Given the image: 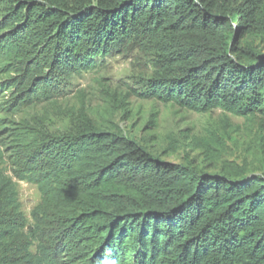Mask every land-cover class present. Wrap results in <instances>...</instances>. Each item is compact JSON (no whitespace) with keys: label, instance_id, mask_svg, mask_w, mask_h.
Wrapping results in <instances>:
<instances>
[{"label":"trees","instance_id":"obj_1","mask_svg":"<svg viewBox=\"0 0 264 264\" xmlns=\"http://www.w3.org/2000/svg\"><path fill=\"white\" fill-rule=\"evenodd\" d=\"M135 46L152 63L135 96L251 122L260 166L227 158V131L176 163L109 116L25 120ZM1 75L0 264H264V0H0Z\"/></svg>","mask_w":264,"mask_h":264},{"label":"rangeland","instance_id":"obj_2","mask_svg":"<svg viewBox=\"0 0 264 264\" xmlns=\"http://www.w3.org/2000/svg\"><path fill=\"white\" fill-rule=\"evenodd\" d=\"M138 47L127 48L120 55L107 56L104 60L107 66L102 71L77 79L76 91L83 90L79 97L76 92L70 97L68 104L53 108L47 113L43 110L29 111L25 120L66 130L73 126L70 118L78 112L90 113L92 119L109 116L121 132L131 138L144 139L152 150L161 153L162 159L176 163L199 154V149L188 147L184 138L205 137L210 131L221 135L227 131L232 138L227 141V158L239 164L246 161L253 166H260L259 146L255 140L256 126L251 122L220 110L200 114L162 104L155 99L135 96L134 91L140 88L139 79L148 77L152 72L149 52ZM9 75H1L0 79ZM114 92L117 100H124L123 104L118 100V107L123 106L129 110L123 116L111 109L109 115L106 110L105 101ZM4 115L5 113L0 112V118ZM148 117L152 119L150 124H147ZM18 189L22 209L30 220L31 209L40 199L39 192L34 185L25 181L19 182Z\"/></svg>","mask_w":264,"mask_h":264}]
</instances>
